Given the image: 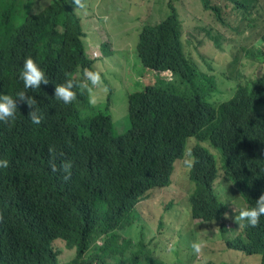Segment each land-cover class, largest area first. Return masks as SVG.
Instances as JSON below:
<instances>
[{
	"label": "trees",
	"instance_id": "16d2710c",
	"mask_svg": "<svg viewBox=\"0 0 264 264\" xmlns=\"http://www.w3.org/2000/svg\"><path fill=\"white\" fill-rule=\"evenodd\" d=\"M8 1L0 0V94L15 98L26 91L37 101L43 120L33 124L28 105L17 101L15 119L0 122V159L9 162L0 168V264H59L53 248L56 239L76 248L69 264H166L156 260L143 242L129 249L126 239L105 254L97 251L91 260L84 257L97 234H114L111 241L118 244L123 224L138 218L139 202L152 190L172 185L175 164L189 151L190 138L220 156L221 163L200 143L190 149L195 163L189 171L194 189L188 201L192 219H201L202 225L215 222L210 227L218 230L222 247L198 260L200 254L188 245V260L232 264L227 251H236L261 255L249 260L264 264V216L257 227H239L232 218L236 212L229 216V206L222 200L224 193L251 207L264 192V73L245 76L228 68L224 75L231 94L214 100L218 83L187 55L182 21L170 0V14L143 25L138 44L142 64L161 77L129 95L130 127L119 133L108 107L90 104L87 92L74 89L77 99L67 105L55 99V86L65 81L66 73L82 80L84 69L92 68L105 77L94 66L97 52L87 54L82 17L72 0H52L44 6H38L39 0H24L23 9L22 0ZM200 1L217 22L226 23L221 6ZM226 1L244 11L249 23L255 21L242 0ZM260 34L264 42V25ZM242 51L250 53L248 47ZM254 55L264 60L261 48ZM27 56L45 72L49 84L24 88L19 74ZM167 73L193 87L185 85L179 94L165 83ZM50 146L73 162L70 180L51 171ZM220 180L223 184L216 185ZM178 261L185 264L182 258Z\"/></svg>",
	"mask_w": 264,
	"mask_h": 264
},
{
	"label": "rangeland",
	"instance_id": "374dc122",
	"mask_svg": "<svg viewBox=\"0 0 264 264\" xmlns=\"http://www.w3.org/2000/svg\"><path fill=\"white\" fill-rule=\"evenodd\" d=\"M22 1L20 5L23 9L25 2ZM50 1L52 0H39L38 6H44ZM210 1L213 5L222 7L225 24L217 22L214 14L206 11L200 0H174L173 5L182 21L187 55L200 72L215 77L219 92L213 93L212 98L226 99L232 90L224 75L228 68L234 67L236 72L245 76L264 73V60L254 55L258 48L264 53V42L260 38L261 27L264 25V0H242L255 17V21L250 23L244 11L235 10L226 0ZM83 2L85 7L78 10V14L82 17L86 33L87 54L92 56L94 52L98 53V57L94 58V66L101 68L105 74V77L101 76L103 84L93 89L97 98L96 104L101 108L108 107L116 131L124 133L130 127L129 95L144 90L149 83H156L161 77L154 70L146 68L139 59L140 32L143 25L156 24L170 14V0ZM243 47H248L250 53L242 51ZM235 57L237 60H234ZM167 76L165 83H171L181 95L183 86L193 87L191 82L179 79L176 75L167 73ZM198 143L209 148L217 162H220L218 153L195 138L188 140V150ZM180 160L175 164L172 185L169 188L152 190L139 202L135 208L138 218H131L123 224L122 232L117 234L118 244L111 241L114 234H97L84 257L85 260H91L97 251L105 254L111 248L119 247V243L125 239L129 242V249H136L137 244L143 242L152 249L156 260L166 264H180V258L185 264H193L188 260V245L193 240L205 244L198 260L212 248L222 247L218 230L210 227L215 222L204 221L202 225L201 219L191 217L188 195L193 192L194 186L189 179L190 169ZM218 183L223 184V180L217 181L216 185ZM232 194L239 197L238 193ZM222 195V200L229 206V216L235 212V208L248 207L241 198L229 199L228 195ZM235 216L232 218L235 219ZM206 236L211 240L204 241ZM53 248L58 253L59 264H69L77 254L76 248L68 247L63 239H56ZM260 257L262 258L261 255L248 256L241 252L227 251V259L232 264H260L258 260H249Z\"/></svg>",
	"mask_w": 264,
	"mask_h": 264
},
{
	"label": "clouds",
	"instance_id": "9594fccd",
	"mask_svg": "<svg viewBox=\"0 0 264 264\" xmlns=\"http://www.w3.org/2000/svg\"><path fill=\"white\" fill-rule=\"evenodd\" d=\"M74 4V11L81 10L85 7L83 0H72ZM66 79L63 83L56 84L54 96L58 101L64 104H71L77 99V92L74 89H79L80 94L88 93L89 103L95 105L97 103L96 95L93 89L102 85L103 80L101 74L97 70L92 68H85L83 71V79L75 80L71 78V75L66 73ZM173 73L171 74V76ZM20 80L23 81L25 89H37L40 86L49 84L46 78L45 72L31 57H25L23 61V69L19 74ZM91 85V86H90ZM17 101L26 103L30 109L28 112V118L33 124H40L43 120L35 98L29 96L26 91H20L13 98L7 94H0V122L9 124L10 121L15 119V113L18 108ZM49 153L52 155V159L49 161L50 169L53 173L60 171L63 173V180L68 181L71 179V171L73 162L69 159H62L63 153L57 154L55 146L49 147ZM60 159L59 167L57 166L56 160ZM195 160L192 156V152L189 150L183 156V165L191 169L194 167ZM9 162L6 159H0V168H7ZM237 213L235 216L236 223L240 226L257 227L260 222V218L264 216V192L261 193L259 198L255 201L254 206L247 208L234 209ZM2 219V214H0ZM246 222V224H245ZM190 247L194 254L199 255L204 247L202 242L193 240Z\"/></svg>",
	"mask_w": 264,
	"mask_h": 264
},
{
	"label": "built area",
	"instance_id": "2783aa9c",
	"mask_svg": "<svg viewBox=\"0 0 264 264\" xmlns=\"http://www.w3.org/2000/svg\"><path fill=\"white\" fill-rule=\"evenodd\" d=\"M95 56H98L97 53L94 54Z\"/></svg>",
	"mask_w": 264,
	"mask_h": 264
}]
</instances>
